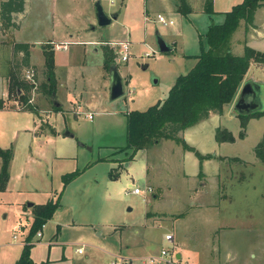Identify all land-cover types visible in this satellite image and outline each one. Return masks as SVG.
Masks as SVG:
<instances>
[{
	"label": "rangeland",
	"instance_id": "rangeland-1",
	"mask_svg": "<svg viewBox=\"0 0 264 264\" xmlns=\"http://www.w3.org/2000/svg\"><path fill=\"white\" fill-rule=\"evenodd\" d=\"M96 1L26 0L21 13H12L15 27L0 31V97L4 109H0V146L13 148L7 189L0 191V264H11L21 252L23 236L27 233H23L24 227L29 228L32 221V217L25 221V211L32 210L33 206H28L27 202L44 203L58 194L60 206L39 230L42 235L33 236L34 245L30 255L35 260L49 258L47 264H60L59 259L65 256L71 262L78 258L74 249L84 244L85 253L81 255L88 254L93 264H110L113 259L110 253L118 248L117 243L122 240L129 242L137 255L147 258L159 255L162 248H167L175 257L171 264H182L176 257V241L173 243L164 238L165 230L171 227L172 218L168 212H193L191 190L197 185L198 179L204 177L200 178L201 171L197 179H185L182 176L178 156L172 153L176 148L171 152L169 150L170 143H174L171 139L163 137L136 150L124 148L127 123L125 111L145 109L155 103L159 97L166 95L177 75L193 66L194 54L199 51L201 42L205 43L204 31L209 17L204 9L198 12L203 6L201 0H170L175 10L181 7L182 1H187L192 11H195L188 14L179 11L172 14L162 0H100L107 13L120 11L110 23L100 25L95 12ZM160 12L167 19L172 17L174 22H160L157 18ZM128 26L132 29V37L133 32L137 33L139 41L132 44L128 63L120 61L118 64L124 80H127L121 96L110 98L109 84L104 81L107 78L100 74L103 69L97 65L99 56L94 51L86 54L85 66L72 63L77 70L88 74L85 82L88 85L81 91V106L77 101L68 104L64 98L65 92H56V98L64 103L63 106L68 104L70 108L73 107L75 115L68 112L65 117L61 114L58 119L54 118L56 109L53 108L51 97L39 87L42 79L40 74L37 75L38 87L29 93L24 91L21 94V90L16 92L14 87H9V72L25 79L24 72L27 69L19 61L24 51L16 52L13 46L15 42L31 40L28 49L33 60L40 62L43 41L53 37L50 34L52 29L67 32V37L75 32L70 39H75L77 34L79 38L92 36L104 39L127 36L125 32L129 30ZM159 34L171 46L169 51L159 50ZM239 34L238 29L234 36L238 37ZM111 47L118 57L117 48L113 44ZM231 49L234 53L238 52L233 47ZM181 53L189 55L181 56ZM81 56L77 53L72 59L79 60ZM144 63L146 67H143ZM260 69L252 70L261 79L264 91V70ZM23 96L31 99L28 103L35 107V112H32L34 122L29 111L23 110V106H26ZM87 112L92 113L93 117H87ZM211 121L189 129L185 137L200 149L209 150L214 143ZM219 121L222 126L234 130V134L239 123H247L243 138L235 142L227 141L210 150L212 154L215 150L227 154L221 161V188L214 198L224 197L221 200L227 201L220 203L219 214L226 217L225 228L235 226L233 217L243 218L251 214L252 219H256L252 232H242L243 227L238 224L235 229H240L233 232L225 230L223 237L219 235V238L223 241L222 245L229 244L232 251L228 257L234 262L250 258L249 247L258 244V250L252 253L255 259L250 258V261L264 264V161L256 158V145L259 142L264 144V115L253 114L244 118L229 112ZM53 125L60 132L69 129L74 135L43 134L49 133ZM74 169H80L81 172L64 184L63 175ZM114 174L116 177L112 176ZM150 183L155 189L153 192L143 194L131 190L133 186L144 188ZM209 196H206L207 202L211 200ZM194 204L197 205V202ZM209 206L215 205L208 202L194 211L201 222L206 215L207 228L210 227L209 217L213 211ZM155 210L166 211L165 216L159 213L151 215V211ZM124 223H136L132 227L139 229V232L136 233L131 226L112 231V226L121 227ZM176 229L182 242L190 241L186 227L178 224ZM212 237L199 236L207 242ZM113 242L116 244L113 245ZM210 255L212 257L214 253L210 252ZM143 260L135 257L129 264H148Z\"/></svg>",
	"mask_w": 264,
	"mask_h": 264
},
{
	"label": "trees",
	"instance_id": "trees-1",
	"mask_svg": "<svg viewBox=\"0 0 264 264\" xmlns=\"http://www.w3.org/2000/svg\"><path fill=\"white\" fill-rule=\"evenodd\" d=\"M25 0H0V22L2 28L15 27L12 20L13 12H22ZM264 5V0H241L224 11L222 22H210L204 32L205 43L201 42L200 49L194 54L196 61L185 73L179 74L169 88L163 99L157 100L145 109H133L126 112V134L124 148L134 150L145 148L147 145L159 141L161 138H171L180 143L183 148L194 150L201 161L209 154H202L193 146L189 145L180 132L188 126L209 116L211 112L221 113L223 106L231 102L246 75L251 61L264 63V52L249 45H244L241 54L234 53L230 46V38L240 21L244 20L251 24L257 7ZM181 7L176 9L182 14L192 11V6L187 1H182ZM203 9L206 13H212L213 0H204ZM15 51H24L19 60L24 66L32 67L37 80V68L28 62L27 42H15ZM15 52V53H16ZM44 82L39 86L42 91L51 97L54 92V53L47 45H43ZM113 54L108 53L104 59L105 67L109 68L114 63ZM9 87L15 91L21 90L24 93L32 90V83L9 72ZM26 101L23 110L35 112V107L28 103V97L23 96ZM53 108L58 110L60 106ZM3 107V99L0 97V108ZM253 114L264 115V108L253 111L249 114H238L239 117H248ZM242 130L239 136L245 134L246 121L240 123ZM50 133L55 134L53 127ZM215 138L217 141H232L234 135L230 130L223 127H216ZM256 155L264 160V144L259 142L256 145ZM13 157V148L0 146V191L6 188L9 179V164ZM81 172L74 169L63 175L64 184L75 178ZM113 177L116 174L112 175ZM60 206V194L54 199L44 203H33V219L24 237L22 249L14 264H38L33 261L30 249L33 244V236L42 228L43 224L53 216Z\"/></svg>",
	"mask_w": 264,
	"mask_h": 264
},
{
	"label": "crops",
	"instance_id": "crops-1",
	"mask_svg": "<svg viewBox=\"0 0 264 264\" xmlns=\"http://www.w3.org/2000/svg\"><path fill=\"white\" fill-rule=\"evenodd\" d=\"M240 1L241 0H213L214 12H212L210 14L204 12L209 17L208 25L212 21L213 22H222V20L224 19V13L223 12L230 9L233 4L240 2ZM162 2L165 4L166 8L172 14L179 13L178 11L175 10V8L172 7L170 0H162ZM201 2L204 4V0H201ZM24 5H25V3H24ZM202 9H203V6L198 12H201ZM112 12H114V11H112ZM118 12L120 13L119 10H118ZM193 12H195V11H190L188 13H193ZM19 13H21V12H19ZM119 13H118V15H119ZM160 13H162V12H160ZM170 18H172V17H170ZM173 22H174V19H173ZM128 27H129V30H127L125 32L127 34V36L123 37L121 35V36H118V38L112 37V38H104V39H96L95 37H92V36H86V38H81V37L79 38L78 34H77L75 39H70V37H72L75 32L74 33L71 32L69 34L70 37H67L68 36L67 32H64V33L56 32L54 29H52L50 34L53 37H50L49 39L43 41V44H42V48H41L42 61L35 62L32 58L31 50L28 49V54H30L29 58H28V62L30 65L36 66L37 75L40 74L41 78H42L41 83H40V85H41L45 80L44 72H43L44 63H45V57L43 54V45H47L49 48H51L53 50V53H54V80H55L54 93H55V96H56V92L58 90H61L62 92H65L64 98L66 99L68 104L77 101V103L81 106V99H82L81 98V91H83L85 89L86 85H88V84H85V82H87L86 79H88V74H86L82 70H77L76 67L73 66V64L76 65L77 63H79L82 65V67L85 66L86 62H87L86 54L94 51L99 56V61L96 63H98L97 65L100 66L101 70L103 69V71H100V74L103 78H107L106 80L104 79V81H107V83L110 84L109 68L105 67L104 59H105L106 55L108 53H110V55L113 54L112 57L114 59V63L116 64L117 68H118V64L120 62L118 60V57H116V55H115L114 49H112V47H111L112 42L124 40V39H129L131 42V46H132V44L134 42L139 41L137 39L138 38L136 35L137 33L133 32V37H132V35H131L132 29L130 26H128ZM5 29H8V28H5ZM5 29L2 28L1 22H0V31H3ZM206 29H207V27H206ZM206 29H205V31H206ZM238 29L240 30V34L238 37H235L234 34ZM123 34H124V32H123ZM54 36H58L59 38L56 39V38H54ZM139 39H141V38H139ZM30 41L31 40H22L21 42L30 43ZM0 42H2V40H0ZM245 44L249 45V46H251L257 50L264 52V5H261V6L256 8L251 24H247L244 20H241L239 26L236 28V30L233 32V34L230 38V46L233 47L234 49H236L238 51L237 52L238 54H241L243 52V48H244ZM62 45H64V46H62ZM19 52H20V50H19ZM77 53L80 56L82 53L81 59L73 60L72 57L77 56ZM197 53H195V54H197ZM130 55H131V53H130ZM182 55L188 56L189 54L181 53V56ZM18 57H19V55H18ZM128 59L125 61L126 63H128ZM195 61H196V58L194 57V63H195ZM82 67H80L79 69H82ZM27 68H32V67L28 66ZM253 68H256V69L262 68L260 70L263 71L264 70V63H258L255 61H251L250 66L246 72V75H245L242 83L246 79H253V80L261 83V86H262V82H260L261 79L256 77V73H254L255 71L253 72V70H252ZM118 70H119V68H118ZM87 72H88V69H87ZM120 74H121L122 80L125 84V81H127V80H124L121 72H120ZM177 76H176V78H177ZM176 78H175V80H176ZM175 80H174V82H175ZM1 82L4 83V80L1 79ZM36 82H37V80H36ZM77 82H78V84H77ZM83 82H84V84H83ZM174 82H172V84ZM242 83H241V85H242ZM241 85H240V87H241ZM240 87H239V89H240ZM239 89H238V91H239ZM262 89H263V87H262ZM237 94H238V92L236 93L234 99L231 102L226 103L223 106V110L221 113L211 112L208 117L198 121L197 123H195L191 126L186 127L185 129H183L180 132V135L184 138V140L189 145L193 146L194 149L198 150L202 154H209L208 158L207 157L203 158L200 161L198 156L195 154L194 150L184 149L181 144H178L173 139L165 138V139H171L174 141V143H170L169 150L171 152L172 150L174 151V148H176V151H174L172 153H175V155L178 156V159L180 161L179 162V164H180L179 170L181 169L183 171L182 176L185 179H189L192 177L194 179H197L199 176H200V178H201V176L204 177L202 180L198 179L197 185L193 186V190H191L192 186L189 187L191 192H192L191 193V196H192L191 202L193 204V208H192L193 212L187 211L183 214H178L179 212H168V213H170V218H172L170 220L171 227L167 228L165 230L164 235H165V233H167L169 231L173 233L174 238L172 241H173V243H174V241H176L174 244V247L178 248V250L176 252V257L178 258V262H180L182 264H254L255 263L253 261H250V258L255 259V255L252 253H253V251L256 252L258 250V247H259L258 244H257V246L251 244V247H249L248 254H249L250 258H248V259L246 258L243 261L239 260L238 262H234L230 257H228V254L230 253V251H232L229 244L223 243V245H222L221 242H223V241H220L219 235L222 236V234L225 230H227L228 232H233L234 230L240 229L239 227L237 229H235L236 225H238V224L243 227L242 232H247L250 230L252 232V230L254 228L253 224L255 223L256 219L253 220L252 219L253 217L251 214H246L247 217L243 216V218L242 217H233V221H234L235 226L230 227V228H228V227L225 228L226 227V223H225L226 217H223V216L221 217V214H219V210L221 211L220 203L227 202V201L221 200L224 197L214 199L217 196L218 190H220L219 188H221L220 185H221L222 181H221V176L219 174V173H221V170H222L221 161L227 154L217 153L216 150L214 151V154H212L210 152V150L214 149L215 147L222 145L225 142H227V141H217L215 138V130H216V127H218V126L221 128H223V127L227 128L226 126H222L221 122L219 121L221 119V117L224 116V114L231 112L235 116H238V113L236 112V110L233 107ZM166 95H167V93H166ZM263 95H264V91L262 93V98H264ZM165 96L159 97L157 100H159V99L161 100ZM50 100L52 102V98ZM57 100H58V98H57ZM58 101L60 102V109L55 110L54 118L58 119V116L61 114L65 117V114L68 112H70L71 114H74L72 111L73 107L70 108L68 104L66 106H63L62 105L63 102H61L60 100H58ZM62 107H63V109H62ZM0 109H2V108H0ZM133 109H137V108L126 109L125 113L128 112L129 110H133ZM2 110H4V109H2ZM17 111H20V110H17ZM29 113L32 115V119L34 122L35 119H34L33 113L30 111H29ZM250 118H252V117H250ZM249 119L247 120V123H248ZM205 121H211L212 122L211 123V130L213 133V139H214L213 142L214 143L209 148V150L200 149L199 146H196V144L191 143V141H189L188 138L185 137V134L189 129L193 128L194 126H197L198 124L200 125ZM247 123H246V126H247ZM53 127H54V130L56 131L55 134L60 133L62 136H65V135H63L62 132H60V130L57 129L56 126L53 125ZM32 128H34V124H33ZM240 128H241V126L239 123V126L237 128V132L235 134H234V130L227 128L228 130H230L232 132V134L235 137L234 140L228 141V142H235L238 138H243L245 136V135L243 137L238 136ZM246 128H245V134H246ZM43 134H48V135H52V136L55 135V134H52L50 132L49 133H43ZM69 137H72V136H69ZM235 156H238V155H235ZM256 158L261 159L258 156ZM188 161L191 162V165L189 164ZM262 161H264V160H262ZM185 166L187 167V169ZM199 171L202 172L201 175H199L200 174ZM147 173H148V166L146 167V176H147ZM9 178H10V171H9ZM8 181H9V179H8ZM8 181H7V184H8ZM7 184H6L5 189H7ZM4 190H2V191H4ZM154 190L155 189L152 185V191L151 192H153ZM208 195H210L209 197H211V200L208 202L215 205V206H209L208 207L210 209H213L211 216L209 217V224H208L210 226L209 228H207L205 225V220L207 219L206 215H205V217H203V222H201L200 217L194 213V211L199 209V207H201L205 203H208L206 200V196H208ZM196 202H197V205L194 204ZM33 203H35V202H33ZM129 209H131V208H129ZM214 210H216V211H214ZM31 212H32V210L25 211V213L23 212L25 214V221L28 220V218H30V217H32V219H33V215ZM151 212H152L151 215H154V216L157 213L165 216L164 213H166V211H164V210H155V211H151ZM147 213H148V211H146V215H147ZM26 214H28V215H26ZM145 218H147V217H145ZM248 223L251 226V228L249 227L250 229L247 228ZM23 224H25V223L23 222ZM178 224H181V225H183V227H186L187 235L190 237L189 242H182L181 241L180 235L176 232V230H177L176 226ZM57 225H59V224H57ZM219 225H221V228ZM230 225H233V223L229 224V226ZM126 226L127 227L128 226H131V227L136 226V223H124L121 227H119V226L113 227L112 226V229H113L112 231L117 230V229H118V231L123 230ZM28 229H29L28 227L27 228L24 227L23 233L28 231ZM131 229L135 230L136 233L139 232V229H137L136 227H134V228L132 227ZM201 234L204 237L206 235H210V237H212V236L213 237L210 238L209 242H207L204 240V238L203 239L199 238V236ZM25 235L26 234H24L23 239H24ZM36 235H37V237H40L42 235V233L40 232V235H38L36 233ZM15 236L16 235L14 234V237ZM39 239L40 238H38L37 240H39ZM22 242H24V240H22ZM115 244H116V242H113V245H115ZM117 244H119L118 248L116 247V249L112 250V252L110 253L112 255L113 259H116L118 257H124L127 260L126 264H129L133 261V258L139 257V258L144 259L143 262L148 263V264H168V263H163V261L159 258V255H154V257L157 258L155 261H150L149 260L150 257L147 258L146 256L137 255L136 254L137 251L132 250L130 248V243L127 241L121 240V241H118ZM33 245H34V243L32 244V246ZM81 245H83V251L82 252H78L76 250L77 247H79V246H77L74 249L75 254L78 255V258H75V259L71 260V262H70V261H68L69 259L67 257L63 256L61 259H59V260H61L60 264H93V261L91 260V258L88 254H85V256L81 255V254L85 253V249H86L84 247V244H81ZM105 250L107 253H109L108 248H106ZM210 252L214 253V255H212V257L210 255ZM222 255H224V257H222ZM252 256H254V258H252ZM31 258L33 259L34 262H36L38 264H47V262L50 261L49 258L47 260L42 259V260L38 261V260H35L32 257V255H31ZM146 259H148V260L146 261ZM15 260L11 264H14ZM159 260H160V262H158ZM99 264H101V263H99Z\"/></svg>",
	"mask_w": 264,
	"mask_h": 264
},
{
	"label": "water",
	"instance_id": "water-1",
	"mask_svg": "<svg viewBox=\"0 0 264 264\" xmlns=\"http://www.w3.org/2000/svg\"><path fill=\"white\" fill-rule=\"evenodd\" d=\"M95 12L97 16L98 24L104 25L108 24L118 16V11L107 13L100 0L95 2ZM157 44L160 51L165 52L171 49V46L165 41L162 35H157ZM147 64L144 63L143 67H146ZM109 96L110 98H116L124 93V82L122 80L121 74L115 63L110 64L109 66ZM156 81V79H155ZM263 89L261 83L253 79H246L236 96L234 101V109L238 114H249L253 111L260 110L264 108V101L262 98ZM52 103L55 106H60V102L57 100L55 93L51 95ZM63 135L73 136L74 133L69 129L64 130ZM80 145H84L83 142H79ZM90 148V146H88ZM28 206H32L33 202L28 201Z\"/></svg>",
	"mask_w": 264,
	"mask_h": 264
},
{
	"label": "built area",
	"instance_id": "built-area-1",
	"mask_svg": "<svg viewBox=\"0 0 264 264\" xmlns=\"http://www.w3.org/2000/svg\"><path fill=\"white\" fill-rule=\"evenodd\" d=\"M112 2V1H111ZM157 18L160 22L163 24H171L173 22L172 18H166L162 13L157 14ZM112 44L117 48V54H118V60L119 61H126L131 53V42L129 39H124V40H119V41H114ZM64 46V45H62ZM35 72L32 68H27L24 72V77L27 81L32 83V88L35 89L37 87V82L35 80ZM29 102H31V99H28ZM87 117L92 118L93 114L92 113H86L85 114ZM132 185V184H130ZM132 192L134 193H143L146 194L148 192L152 191V186L151 185H146L144 188H140L138 186H133L132 187ZM38 235H40V232H37ZM165 239L169 242L173 240L172 233H165L164 235ZM78 252L83 251V245L77 247L76 249ZM159 258L163 261V263H168L171 264L175 261L174 254L169 252V249L167 248H162L160 250ZM157 258L154 256L150 257V261H155ZM127 260L124 257H118L116 259H112L110 261V264H126Z\"/></svg>",
	"mask_w": 264,
	"mask_h": 264
}]
</instances>
